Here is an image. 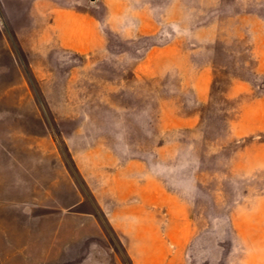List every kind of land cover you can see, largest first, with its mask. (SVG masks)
I'll return each mask as SVG.
<instances>
[{
    "label": "rangeland",
    "instance_id": "1",
    "mask_svg": "<svg viewBox=\"0 0 264 264\" xmlns=\"http://www.w3.org/2000/svg\"><path fill=\"white\" fill-rule=\"evenodd\" d=\"M261 62L264 0H0V264H132L145 177L187 206L186 264H243L264 132L232 126Z\"/></svg>",
    "mask_w": 264,
    "mask_h": 264
},
{
    "label": "crops",
    "instance_id": "2",
    "mask_svg": "<svg viewBox=\"0 0 264 264\" xmlns=\"http://www.w3.org/2000/svg\"><path fill=\"white\" fill-rule=\"evenodd\" d=\"M73 15V23L66 27L80 28L85 36L83 44L75 46L83 50L99 46L103 38L96 20L81 13ZM259 67L264 69V64L261 62ZM232 132L236 137H259L257 134L264 132V95L242 103ZM243 151L263 155L260 165L264 166V140H255ZM137 181L138 204L145 219L139 217L135 224L120 223L117 228L121 232L144 234L132 238V264H186L191 226L185 202L176 193L167 191L156 178ZM232 223L242 244L243 264H264V192L256 195L250 205L240 204Z\"/></svg>",
    "mask_w": 264,
    "mask_h": 264
}]
</instances>
